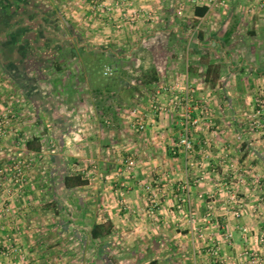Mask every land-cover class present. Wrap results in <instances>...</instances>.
Wrapping results in <instances>:
<instances>
[{
	"label": "crops",
	"instance_id": "1",
	"mask_svg": "<svg viewBox=\"0 0 264 264\" xmlns=\"http://www.w3.org/2000/svg\"><path fill=\"white\" fill-rule=\"evenodd\" d=\"M101 3L0 0V121L17 118L0 145V264H106L107 252L141 264H242L252 250L264 260V132L253 124L264 0ZM153 68L158 81L142 83ZM176 83L182 99L193 89L201 118L190 162L175 152L181 108L167 88ZM204 101L209 117L197 109ZM136 107L145 130L134 127ZM19 160L23 187L11 172ZM69 172L89 183L68 189ZM109 221L104 252L90 230Z\"/></svg>",
	"mask_w": 264,
	"mask_h": 264
},
{
	"label": "built area",
	"instance_id": "2",
	"mask_svg": "<svg viewBox=\"0 0 264 264\" xmlns=\"http://www.w3.org/2000/svg\"><path fill=\"white\" fill-rule=\"evenodd\" d=\"M93 7L104 5L103 3L100 4V1L102 0H89ZM193 3H198L201 0H191ZM110 7L112 5H118L120 0H109ZM108 5V4H107ZM184 8H181L179 10V14L181 15L183 13ZM106 74H111L112 70L107 69ZM172 92V97L170 99V104L174 106L175 108H181V115H180V136L179 139L175 145V152L182 154L188 162H190V159L195 153V143L193 139V133L195 128L198 126L201 118L193 116V103L195 102V98L193 96V89L189 88L190 92H187L184 99L180 98L177 92L181 89L180 83L173 84L172 86L168 87ZM161 94V90L157 89L154 95V98H156L157 102L154 104V110L156 113H160L165 110L164 104L160 103L158 101V97ZM197 109H200L201 113L209 117L211 115V109L208 105V102L204 101L202 106H197ZM135 122L134 127L139 130H145L146 129V117L145 115L140 112V110L136 107L131 110ZM10 117H12V114L6 113L2 116V121H0V145H1V139L2 136L5 133L6 125L10 122ZM254 126L258 128L259 130L264 132V98H260L257 100V107L255 110V118L253 120ZM2 137V138H1ZM134 166V160L132 158H128L125 161V170L131 172L133 170ZM12 176L20 187H23L26 183V173H25V167L22 164V161H15L13 166L11 167ZM123 173V171H121ZM183 192L184 195L180 199L182 204H179V208L183 209L184 206L189 204V184L185 183L183 186ZM233 199L236 200L235 197ZM188 217L191 220L192 225H194L196 217L194 216V213L189 211ZM193 231H197L196 233L203 238V234L200 229L193 228ZM244 234L248 232L247 229H244ZM260 243L264 246V233L261 236ZM217 252H215L216 254ZM239 257H241L244 261L242 264H263V254L262 251L252 250V251H243L239 254Z\"/></svg>",
	"mask_w": 264,
	"mask_h": 264
},
{
	"label": "trees",
	"instance_id": "3",
	"mask_svg": "<svg viewBox=\"0 0 264 264\" xmlns=\"http://www.w3.org/2000/svg\"><path fill=\"white\" fill-rule=\"evenodd\" d=\"M196 11L199 15H203L208 11V7L203 6L202 8H198ZM93 69L94 70L92 73L93 74L95 73L96 75L99 76V74L101 75V72L103 70V65L100 67L96 66V68H93ZM100 79H101V76H100ZM142 80H143L142 83L147 82L146 84H148V85L154 84L155 82H157L158 77H157L156 68H153L151 71L147 72L145 74V77H143ZM100 83L104 87L107 88L111 82L100 81ZM95 94L97 95V97L100 96V98L102 96H104L103 93H100V92L99 93L96 92ZM35 140L28 142L27 145L29 146V148L30 147L32 148V145L34 144ZM37 141H39V139H37ZM88 183H89V181L84 178V175L82 173H78V172H71V173L69 172L64 178V184L68 189L74 188V187H79V186H84V185H87ZM111 235H113V224L110 221L106 222V223H94L92 225L91 230H90V236L92 239L104 241L102 244L104 252L106 251V247L108 246V242L105 239L106 238L108 239ZM103 255H104L103 256L104 258L105 257L107 258L106 264H117V263H115V261L112 258L108 257V252L104 253ZM148 264H160V263L158 260H151V261H149Z\"/></svg>",
	"mask_w": 264,
	"mask_h": 264
},
{
	"label": "rangeland",
	"instance_id": "4",
	"mask_svg": "<svg viewBox=\"0 0 264 264\" xmlns=\"http://www.w3.org/2000/svg\"><path fill=\"white\" fill-rule=\"evenodd\" d=\"M132 74H130V76H131ZM130 76H128V77H130ZM263 90V92H262V96H261V98H264V88L262 89ZM17 118H16V116H12V117H10V122L6 125V127H8L12 122L14 123V121L16 120ZM12 123V124H13ZM7 133L5 132L4 133V135H3V138H4V136L6 135ZM22 136H20V138H21ZM14 138H16L14 135H12V136H9V134H8V137H7V140H12V139H14ZM5 139V138H4ZM21 150V149H20ZM69 154V153H68ZM19 156H21V157H24V155H19ZM69 156V155H68ZM25 172H27V167L25 168ZM75 251V250H74ZM75 253V252H74ZM117 254H118V256H120L119 254H120V251H118L117 252ZM78 255H79V253H76L75 255H74V257L76 258V257H78ZM116 260V261H115ZM114 261H115V263H117V264H141V263H137V262H133V261H124V260H122L120 257H118V259H114ZM28 264H31V263H28Z\"/></svg>",
	"mask_w": 264,
	"mask_h": 264
}]
</instances>
